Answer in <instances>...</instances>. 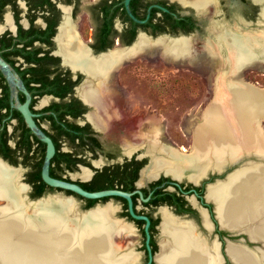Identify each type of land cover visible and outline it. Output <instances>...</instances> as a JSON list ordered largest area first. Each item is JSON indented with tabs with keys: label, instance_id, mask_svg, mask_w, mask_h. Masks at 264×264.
Segmentation results:
<instances>
[{
	"label": "flooded vegetation",
	"instance_id": "af4514ba",
	"mask_svg": "<svg viewBox=\"0 0 264 264\" xmlns=\"http://www.w3.org/2000/svg\"><path fill=\"white\" fill-rule=\"evenodd\" d=\"M232 1L206 0L197 6L195 0H130L132 14L145 19L139 23L127 13L124 0H0L1 162L16 171L17 181L28 184L30 197L59 189L42 179L47 145L42 133L54 145L50 176L88 191L130 193L134 212L149 219V249L145 221L131 217L125 198L116 195L96 201L116 200V236L123 233V220L132 222L140 238L129 243L143 246L144 264H158L161 242L167 239L162 230L164 214L189 228L190 236L214 258L213 264H264V250L247 244L264 246L262 239L251 238L246 228L229 231L208 197L209 187L217 184L212 182L229 168L222 173L212 170L215 164L192 173L149 171L155 162L170 158L161 149L170 145L160 140V129L150 123L152 115H132L119 107L113 77L120 65L116 68L108 58L118 48L134 46L142 33L151 40L162 32L193 38L207 33L205 25L220 15L229 18L236 11L246 21L257 15L254 0H236L235 5ZM224 31L232 33L220 29L210 35ZM152 138L157 146L153 151ZM59 190L82 199L84 205L92 202ZM237 234L245 235L248 242H235L232 236ZM232 245L254 253L232 255ZM203 258L211 263L209 256Z\"/></svg>",
	"mask_w": 264,
	"mask_h": 264
},
{
	"label": "bare ground",
	"instance_id": "6f19581e",
	"mask_svg": "<svg viewBox=\"0 0 264 264\" xmlns=\"http://www.w3.org/2000/svg\"><path fill=\"white\" fill-rule=\"evenodd\" d=\"M205 1L195 0V4L204 5ZM212 38L218 51L212 49L210 38L208 49L206 43L192 45L191 39L186 37L151 40L141 35L131 48H118L116 53L108 56L111 63L116 62L117 68L135 50L161 44L163 53L176 59L192 60L200 47L217 54L229 65L227 71L218 75L215 97L202 113L191 148L183 153L169 146L161 147L170 158L155 162L153 170H149L153 174L164 168L172 173H192L197 169L205 170L211 164L221 166L227 162L225 160L233 161L245 153H254L264 159V88L235 79L246 67L264 66V32L248 35L224 31ZM221 50L225 51L224 56ZM222 67L224 69L225 65ZM151 119L153 122L154 118ZM154 140L152 138L149 148L152 151L157 149ZM149 171L145 175H150ZM16 176L14 169L0 161V198L5 200V204L0 205V258H7L5 254L11 253L20 264L136 262L137 258L131 252L120 254L113 241L116 221L111 209L95 208L77 213L71 201L59 198L26 203L22 196L25 189L16 183ZM208 197L215 201L222 225L234 230L246 228L251 238L262 239L264 243V160L247 161L227 180L210 186ZM186 229L189 230L164 214L162 230L167 239L161 242L158 264L214 263L210 253L203 251L202 243ZM174 248L179 249L178 252ZM229 252L240 256L254 253L233 245ZM204 256H209L211 263Z\"/></svg>",
	"mask_w": 264,
	"mask_h": 264
},
{
	"label": "rangeland",
	"instance_id": "374dc122",
	"mask_svg": "<svg viewBox=\"0 0 264 264\" xmlns=\"http://www.w3.org/2000/svg\"><path fill=\"white\" fill-rule=\"evenodd\" d=\"M238 16L241 15L234 11L229 18H225L223 15L214 18L215 24L209 26L207 23L205 25L208 29L207 33L203 32L193 38L190 37L191 44H196V41H200L203 45L204 43L207 44V40L211 37V41L214 43L212 49L216 51L217 46L212 38L213 35L209 36L208 33L217 32L219 25H224L232 30L240 29L241 34L262 35L264 21L260 25H256L257 15L252 20H247V23H250L247 28H240V24L234 19ZM230 32L237 33L239 31ZM171 37H178V34L162 32L153 36L152 40L158 38L165 40L171 39ZM207 48L210 49L208 44ZM208 49L204 50L199 47L196 57L189 60L187 58L176 59L165 55L161 44L147 46L139 49V51L135 50V52H138L131 59L123 61L113 77L119 107L130 111L132 115H152L154 121L150 123L156 129H160V140L180 152H187L191 148L194 130L201 122L203 111L215 97V83L218 75L220 72L229 69L226 60L224 62L217 54L209 53ZM223 64L225 65L224 69ZM235 79H242L264 88V66L257 64L246 67ZM262 129L264 130V122H262ZM249 160L262 161L249 156L245 158L244 163L241 161V163L233 165L221 177H216L212 183L215 184L216 181L220 180L225 181L226 176L243 167L246 161ZM23 183L20 180L18 181V184ZM28 195V189L22 192V196L25 198ZM40 196H42L40 199L59 198L71 201L77 213H84L95 208H99V210L111 209L113 220L116 221V200L113 198L97 200L87 206L84 205L82 199L59 189L49 190ZM30 199L32 198L30 197ZM26 200V203H28L29 199L26 198ZM3 204H5V200L0 198V205ZM121 226V228H124L123 233L119 236H116L115 233L113 238L119 251H121L120 254L131 252L137 258L134 264H144L145 252L143 246H132L129 243L132 240L139 239V233L135 232L132 222L127 223L123 220ZM232 238L235 242L246 240L243 234L233 235ZM241 243L244 244V242ZM247 244L253 250H264L261 242H248Z\"/></svg>",
	"mask_w": 264,
	"mask_h": 264
},
{
	"label": "water",
	"instance_id": "95a60500",
	"mask_svg": "<svg viewBox=\"0 0 264 264\" xmlns=\"http://www.w3.org/2000/svg\"><path fill=\"white\" fill-rule=\"evenodd\" d=\"M256 4H258L259 6V10L257 13V22L256 25H260L262 21H264V0H254ZM129 3L130 0H124V6L126 8L127 13L129 14V16L136 22L139 23H143L145 22L144 20H139L137 19L132 12L130 11V7H129ZM236 4V0L232 1V5ZM157 7H159L161 10L166 11L167 9L165 7H162L160 5H156ZM234 19H236V21L240 24V28H247V26L250 23H247V21L245 19H243L241 16L239 17H234ZM214 22H209L208 21V25L211 26V24H213ZM215 24V23H214ZM219 29H217L218 31L221 30H230V31H239L242 32L240 29H236V30H232L231 28H228L224 25H219L218 26ZM208 31V29H207ZM141 35H145V33H142ZM197 35V34H196ZM208 35L210 36V33H208ZM198 36V35H197ZM147 37V36H146ZM179 37H186V38H190L192 37V34L190 35H186L183 33H178V37L175 38H179ZM172 38V37H171ZM196 43L200 46L201 42L200 41H196ZM131 47V46H129ZM128 48V47H127ZM134 52H132L130 54V56H133ZM221 55L224 56L225 55V51L221 50ZM26 119L27 122L30 126H33V122L32 120L27 116L26 114ZM34 127V126H33ZM41 138L42 140H44L46 142V150H45V162L44 165L42 167V179L43 181L50 187L53 188H59L62 190H69L72 191L76 194H78L79 196H81L82 198H86V199H101L103 197H107V196H121L123 198H125L128 201V210H129V214L131 215L132 218L134 219H139V220H144L145 224H144V231H145V235H146V247L149 249L148 246V240H149V233H148V225H149V219L147 218V216L145 215H140V214H136L133 210V206H132V200H131V196L130 193L121 191V190H116V189H102V190H96V191H88L84 188H82L80 185H78L77 183L74 182H70V181H65V180H61L58 178H54L52 176L49 175L48 173V167H49V160L51 159V157L54 154V145L51 142V140L46 137L45 135H43L41 133ZM252 156V157H256L258 159L264 160L262 159L259 155L254 154V153H245L241 158L235 159V160H229L227 161L225 164H222L221 166H215L213 167L212 170H216L218 173H222L224 172L227 168L232 167L235 164H239L241 163V161L244 163L245 158ZM1 161V160H0ZM247 162V161H246ZM229 176V175H228ZM228 176H226V179L228 178ZM17 181V180H16ZM221 181V180H220ZM220 181H216V183L220 182ZM18 184V181L16 182ZM24 187L25 190L28 189V184L23 183L20 184ZM42 196L36 197V198H32L30 199L29 195L26 197L29 199V201H38V200H43V199H47V198H42L40 199ZM49 199V198H48ZM55 199V198H53ZM89 211V210H88ZM229 231L236 233V232H243L241 230H232L227 228ZM6 256L8 255L7 258H0V264H20L15 258L14 256L9 253V254H5ZM146 264H149L146 263Z\"/></svg>",
	"mask_w": 264,
	"mask_h": 264
},
{
	"label": "trees",
	"instance_id": "16d2710c",
	"mask_svg": "<svg viewBox=\"0 0 264 264\" xmlns=\"http://www.w3.org/2000/svg\"><path fill=\"white\" fill-rule=\"evenodd\" d=\"M171 24V23H170ZM155 26H157V25H155ZM163 31V30H162ZM68 191V193H71V191H69V190H67ZM41 194H37L36 196H33L32 198H36V197H39ZM81 197V196H80ZM82 198V197H81ZM83 199H85V198H83ZM92 202H90V204H88L87 206H89V205H91L93 202H95L96 201V199H92L91 200Z\"/></svg>",
	"mask_w": 264,
	"mask_h": 264
}]
</instances>
